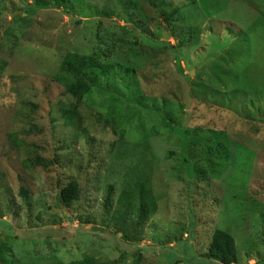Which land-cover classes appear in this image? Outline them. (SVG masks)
Instances as JSON below:
<instances>
[{"label":"rangeland","instance_id":"obj_1","mask_svg":"<svg viewBox=\"0 0 264 264\" xmlns=\"http://www.w3.org/2000/svg\"><path fill=\"white\" fill-rule=\"evenodd\" d=\"M249 1L0 0V264H194L169 251L194 256L190 235L214 229L238 264H264V20Z\"/></svg>","mask_w":264,"mask_h":264},{"label":"trees","instance_id":"obj_2","mask_svg":"<svg viewBox=\"0 0 264 264\" xmlns=\"http://www.w3.org/2000/svg\"><path fill=\"white\" fill-rule=\"evenodd\" d=\"M67 1L68 0H32L34 8H36V9H59ZM245 1L250 6L251 1H249V0H245ZM253 1H255V9L257 10V12H259V14L261 15V17L264 20V5L263 6L258 5L256 3L257 0H253ZM257 5L259 8L256 7ZM177 12H178L177 9H172L169 12V14L165 18L167 25H170L172 18L177 14ZM17 20L18 19H16L15 21H17ZM123 20L126 23H129V20L127 18L124 17ZM166 49L169 50V53L173 52L172 55L170 56V59H172V57L174 59L176 49H173L170 46H168ZM67 66L70 67L68 62H67ZM67 66L65 64L64 68H67ZM126 71H127V73H130L128 70H126ZM187 79H188V77L181 76V80L183 82L186 83ZM90 87H92V85H90V82H88V80H86V78H84V74H83V75H80L78 77V79L76 80V82L72 86H70L68 92L72 96H74L78 99H82L83 97H85V95H88ZM145 113L146 112H143V114H145ZM164 121L165 122L171 121L170 116L164 117L163 122ZM66 123L68 125H73L75 123V121H72L69 117H66ZM140 129H141V133H140L139 140L142 139V141H147V140L150 141L151 136H147V134H145L144 129H142V128H140ZM151 135H154V133ZM143 136L147 137L146 140H143ZM171 155L172 154H170L168 156L170 157ZM34 162L37 164L30 163V162H29V164L32 167L35 165H39V166L42 165L41 167L46 169L43 164H39L40 163L39 159L38 160L36 159ZM23 167L26 168L27 164H23ZM193 169H194V173L198 175L199 173L196 172L194 163H193ZM191 174H193V172L189 171V178H188L187 184L191 180L194 181V177H192ZM147 183H148L147 179H141L139 182H134L132 184L133 186L131 185L132 188L134 190H136V193H135V200L136 201L140 200V198L141 199L145 198L146 204L149 203L150 198H148V196L150 195V191H149V188H147ZM194 184L196 187V191H192L191 193L189 192V189H193V188H191L192 185H190L189 187H188V185L186 186V188H189L188 190L186 189L187 190V205H188V216L187 217H188V221H189L188 230H194L197 226V223H196L197 219L195 217L197 214L194 212V207H193L194 199L196 197L200 196L204 200V197H205V195L203 194V191L198 190L199 188L197 187V186L201 185V183L199 184V183L194 182ZM113 192H114L113 186H110V185L106 186L105 197L103 198V206L105 209L110 207V205H111V198L113 196ZM19 193H20V196L22 198V201H24L26 203L27 192H25L24 189H21ZM59 196H60V200L64 203H72L73 204V203L77 202L80 198L79 185L76 183L75 180L69 181L62 189H60ZM204 202H205V200H204ZM139 203H140V201H139ZM190 240H192V242L195 243L194 245H196L195 246L196 248L195 247L194 248H195V250H197V252L196 251L194 252V256H191L193 249H191L192 246L190 243H188L187 246L185 244H182L183 245L182 249L181 248H179L178 250L171 249L169 252L171 254L175 253L176 256H178L177 253L182 254V256H184V259H189L190 263H194V264H238L237 248H236L233 237L231 235H229L228 233L221 231V230H218V229H216V230L214 229L211 237H209L206 240V242H204L197 237V232L196 233L194 232L190 235ZM180 249L183 250L182 253L179 252Z\"/></svg>","mask_w":264,"mask_h":264},{"label":"water","instance_id":"obj_3","mask_svg":"<svg viewBox=\"0 0 264 264\" xmlns=\"http://www.w3.org/2000/svg\"><path fill=\"white\" fill-rule=\"evenodd\" d=\"M162 35H163V38H164V39H167V36H166L165 33H162Z\"/></svg>","mask_w":264,"mask_h":264}]
</instances>
